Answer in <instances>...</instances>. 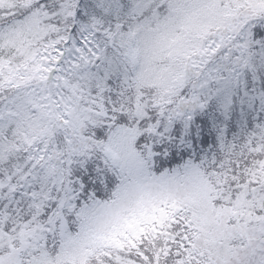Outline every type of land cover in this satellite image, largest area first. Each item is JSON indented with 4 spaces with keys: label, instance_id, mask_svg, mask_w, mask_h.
Instances as JSON below:
<instances>
[{
    "label": "snow or ice",
    "instance_id": "1",
    "mask_svg": "<svg viewBox=\"0 0 264 264\" xmlns=\"http://www.w3.org/2000/svg\"><path fill=\"white\" fill-rule=\"evenodd\" d=\"M0 264H264V0H0Z\"/></svg>",
    "mask_w": 264,
    "mask_h": 264
}]
</instances>
